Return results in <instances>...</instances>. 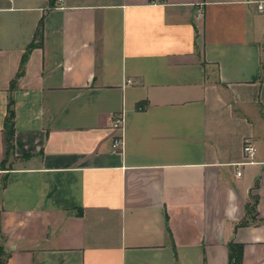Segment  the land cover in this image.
Here are the masks:
<instances>
[{"label": "crops", "instance_id": "1", "mask_svg": "<svg viewBox=\"0 0 264 264\" xmlns=\"http://www.w3.org/2000/svg\"><path fill=\"white\" fill-rule=\"evenodd\" d=\"M229 243L264 264V0H0V264H230Z\"/></svg>", "mask_w": 264, "mask_h": 264}, {"label": "trees", "instance_id": "2", "mask_svg": "<svg viewBox=\"0 0 264 264\" xmlns=\"http://www.w3.org/2000/svg\"><path fill=\"white\" fill-rule=\"evenodd\" d=\"M56 0H49L50 5H54ZM42 43V29L41 23L36 28L35 31V40L32 41L26 51L24 52L21 63H23L28 51L35 46H40ZM13 81L11 82L10 88H13ZM13 133H14V99L12 95L9 96L7 103V111L4 118V134H5V155H9L12 148L13 141ZM229 260L230 264H240V248L238 245H234L233 243H229Z\"/></svg>", "mask_w": 264, "mask_h": 264}, {"label": "built area", "instance_id": "3", "mask_svg": "<svg viewBox=\"0 0 264 264\" xmlns=\"http://www.w3.org/2000/svg\"><path fill=\"white\" fill-rule=\"evenodd\" d=\"M58 3H61V0H58ZM258 9L259 10H263V4L259 3L258 4ZM113 126L116 128H120L121 127V122H122V115H116L113 117ZM122 141L120 138L114 139L113 140V144L112 147L113 149H117L121 146ZM256 146L255 144L250 140V139H245L244 143H243V153L245 156L246 161H251L252 158L254 157L255 153H256ZM237 174L239 175V172H237Z\"/></svg>", "mask_w": 264, "mask_h": 264}]
</instances>
